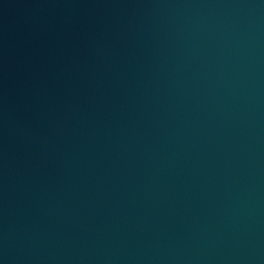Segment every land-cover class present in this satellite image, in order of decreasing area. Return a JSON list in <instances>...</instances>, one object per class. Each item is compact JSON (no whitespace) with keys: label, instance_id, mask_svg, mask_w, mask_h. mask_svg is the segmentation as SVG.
<instances>
[{"label":"water","instance_id":"water-1","mask_svg":"<svg viewBox=\"0 0 264 264\" xmlns=\"http://www.w3.org/2000/svg\"><path fill=\"white\" fill-rule=\"evenodd\" d=\"M0 264H264V0H0Z\"/></svg>","mask_w":264,"mask_h":264}]
</instances>
